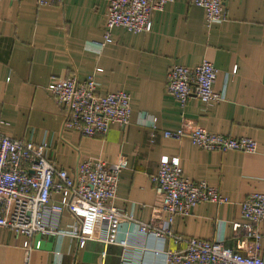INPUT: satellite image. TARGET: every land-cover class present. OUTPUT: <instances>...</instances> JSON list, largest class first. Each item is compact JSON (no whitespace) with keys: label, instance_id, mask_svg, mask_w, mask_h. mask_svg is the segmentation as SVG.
Masks as SVG:
<instances>
[{"label":"crops","instance_id":"crops-1","mask_svg":"<svg viewBox=\"0 0 264 264\" xmlns=\"http://www.w3.org/2000/svg\"><path fill=\"white\" fill-rule=\"evenodd\" d=\"M227 20L209 28L203 9L190 0H174L152 16L148 33L122 28L110 31L113 43L98 49L105 32L107 0H61L38 6L36 0L0 3V133L15 140L46 142L57 168L72 174L85 160L127 166L120 175L114 205L135 222L166 220L159 211L149 176L161 157L177 158L184 176L216 188L227 203H202L186 216H177L173 230L184 237L220 240L226 248L243 252L250 240L232 224L243 223L239 204L251 193L264 192V0H228ZM210 62L218 71L214 90L223 99L203 104L190 97L181 108L165 93L168 69ZM234 69V73L232 72ZM93 77L100 95L122 91L130 98V123L113 125L106 135L86 138L64 129V111L48 93L52 79ZM186 123L209 132L250 138L253 154L201 150L187 138L164 139L163 131H177ZM155 128V129H153ZM156 134L149 143L150 134ZM57 197H52L54 204ZM74 205L84 206L78 200ZM66 211L60 230L75 224ZM125 231L135 229L132 223ZM264 249V222L258 225ZM98 235L96 231L95 236ZM146 250L137 264H169L163 254L177 250L170 240L130 237ZM28 240L0 229V264H119L124 250L97 239L83 247L71 237L34 235ZM180 247H182L180 245ZM135 248V247H134ZM128 252L137 253L135 249Z\"/></svg>","mask_w":264,"mask_h":264},{"label":"built area","instance_id":"built-area-1","mask_svg":"<svg viewBox=\"0 0 264 264\" xmlns=\"http://www.w3.org/2000/svg\"><path fill=\"white\" fill-rule=\"evenodd\" d=\"M60 1L36 0L38 6ZM173 1L107 0L105 32L98 49L113 43L110 31L116 27L133 34L150 32L153 14ZM227 1L190 0L191 4L203 9L208 28L227 20ZM1 2L16 3L18 0ZM217 74L206 60L193 67L173 65L166 74L165 93L181 108L190 97L206 105L220 102L223 93L214 90ZM46 89L64 111V129L82 137L103 136L113 125L125 127L130 123L128 94L118 91L100 95L93 77L81 81L75 77L52 79ZM161 136L176 140L187 138L193 146L205 151L253 154L257 150L256 142L250 138L224 136L186 123L177 131H163ZM149 137V143L153 144L156 134L152 132ZM126 166L123 156L114 163L89 159L79 163L69 174L55 166L45 141L35 144L0 133V229L26 237L27 249L30 239L37 234L58 238L71 236L80 247L92 238L97 239L104 245H117L124 250L119 264H137L135 258L140 259L146 247L132 245L129 238L148 236L161 241L168 239L179 246L174 251H152L163 254L169 264H264L258 231V225L264 222V192L245 197L239 204L243 223L232 224L235 233L241 229L250 240L243 253L226 248L220 240L204 241L174 232L175 217L188 215L192 208L202 203L221 205L228 202L216 188L184 176L177 158L161 157L155 174L149 176L160 201L158 209L167 215L166 220L148 224L135 222L131 215L114 205L120 175ZM54 195L57 200L52 204ZM75 199L84 206L74 205ZM64 211L75 219L76 225L60 230L57 222ZM128 223L134 225L133 231H125ZM130 249L137 253L131 254ZM22 264H29L27 255Z\"/></svg>","mask_w":264,"mask_h":264}]
</instances>
